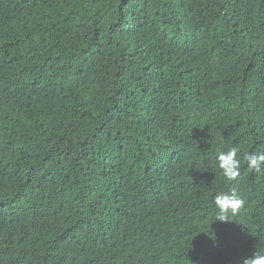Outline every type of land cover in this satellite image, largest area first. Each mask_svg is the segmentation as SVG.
Listing matches in <instances>:
<instances>
[{"label":"trees","instance_id":"1","mask_svg":"<svg viewBox=\"0 0 264 264\" xmlns=\"http://www.w3.org/2000/svg\"><path fill=\"white\" fill-rule=\"evenodd\" d=\"M260 151L264 0H0V264H243Z\"/></svg>","mask_w":264,"mask_h":264},{"label":"clouds","instance_id":"2","mask_svg":"<svg viewBox=\"0 0 264 264\" xmlns=\"http://www.w3.org/2000/svg\"><path fill=\"white\" fill-rule=\"evenodd\" d=\"M243 158L249 169L256 172L264 169V151L252 152ZM216 161L219 169L228 180H235L240 176L241 161L237 147H232L228 151H218ZM214 203L217 208L215 221L229 222L230 217L239 212L245 201L239 197L235 189H232L230 193H218ZM243 264H264V253L254 252L251 257L244 259Z\"/></svg>","mask_w":264,"mask_h":264}]
</instances>
